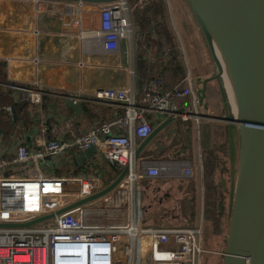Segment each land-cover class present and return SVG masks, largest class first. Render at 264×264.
Wrapping results in <instances>:
<instances>
[{"label": "built area", "instance_id": "1", "mask_svg": "<svg viewBox=\"0 0 264 264\" xmlns=\"http://www.w3.org/2000/svg\"><path fill=\"white\" fill-rule=\"evenodd\" d=\"M34 8L39 15L56 16L61 34L90 33L109 53L121 51L122 41L133 34L127 0H35ZM24 95L41 107L46 96L56 94L25 88ZM63 98L123 106L125 115L97 124L80 136L36 139L35 149L24 141L17 146L12 162L0 160V223H26L54 213L52 218L29 226H0V264H202L203 218L197 226L147 224L135 207L137 188L149 177L184 178L187 195L200 194L204 202L205 185L202 181L196 186L191 159L169 161L162 167L161 161L150 160L158 158V152L150 158L135 157L136 149L153 132L160 115L164 121L173 118L174 123L195 121L197 125L211 118L200 113L191 78L170 88L163 78L149 79L139 94L134 88L119 86L98 88L93 93L79 89ZM12 110L9 106L6 112L12 114ZM181 136L174 143L182 150L185 145L181 142L187 140L185 134ZM93 147L107 164V172L93 167L75 175L43 171L44 167L60 168L68 149L84 151ZM169 147L167 142L164 149ZM11 165L17 170L6 172ZM127 165L128 172L113 188L95 196L107 187L105 175L112 167L116 166L117 171L111 184ZM8 182L35 186V210H8L4 206ZM45 222L52 223L40 226ZM142 238H146V245L143 243L140 251Z\"/></svg>", "mask_w": 264, "mask_h": 264}, {"label": "crops", "instance_id": "2", "mask_svg": "<svg viewBox=\"0 0 264 264\" xmlns=\"http://www.w3.org/2000/svg\"><path fill=\"white\" fill-rule=\"evenodd\" d=\"M34 1L0 0V92L5 93V96L0 98V127L5 129L3 133H0V160L10 162L15 159L17 146L24 141L30 148L35 149L36 139H48L60 135L65 138L80 136L97 124L114 121L125 115L123 106L95 101H83L84 111L77 115L74 110L66 105L68 100L63 98L64 94H75L79 89L93 93L98 88L119 86L134 88L135 92L139 94L146 81L139 85V77L136 73L134 28L132 36L122 41L121 51L109 53L103 50L90 33L74 36L61 34L59 19L56 16L37 14ZM165 2L169 20L170 15L172 16L171 27L178 41V48L182 55L181 60L185 66L186 76L184 80L187 77L191 78L194 93L198 99V109L203 116L213 118L216 111L223 113L221 120L224 123L222 125L223 129L228 128L230 130L229 146L233 158V144H239L238 129L232 128L229 125L230 122L225 118L228 116L230 106L224 105L223 99L220 97L221 93L224 94V90L222 88L220 90L219 78L214 76L216 71L212 61L206 56L205 51L201 50L202 46L198 41L195 44L196 53H192L195 52V45L191 46V44L197 38V31L194 33L195 26H193L196 19L186 0H165ZM129 14L131 18V12ZM131 21H133L132 18ZM150 29L151 32H154L152 26ZM198 48L200 53L197 51ZM25 88L46 89L56 95L46 96L43 106L38 107L26 99ZM188 100H192V95L188 96ZM22 103H26V107L18 110L16 106ZM9 106H15L14 108L19 115L13 126H10L6 112ZM86 106L92 110L90 114L85 112ZM57 110L59 111L56 112ZM57 118L63 119L59 122ZM213 119L215 120V118ZM163 121L157 120L156 126ZM201 123L208 122L202 121ZM201 123L199 125H196L195 122H172L168 124L167 127L170 128L171 126L172 129L170 130L175 132L174 137L166 141L158 140V137H155L151 142L152 153L145 154L143 150L139 157L150 158L151 155L158 152V158L150 160L161 161L162 167L166 166L169 161L183 159H191L195 166L188 153L191 147V137L194 136L193 132L197 134L199 131L198 136L200 141L202 140ZM234 129L235 133H233ZM183 134H185L187 141L181 142L182 145H185V148L181 150L179 144L174 143V141L177 138L182 139L181 135ZM167 142L171 148L164 149ZM206 148L201 143L199 144V157L202 161V167H199L200 184L202 181L204 182L202 158L203 150ZM89 150L92 156L86 161L84 159L88 157L86 152ZM64 159L65 162L60 168L44 167L43 171L48 174L75 175L89 171L90 167H97L95 168L97 171L107 169V164L101 159L94 147L84 151L68 149ZM114 168L117 169L116 166L112 167V169ZM16 170V165L8 166L5 169L6 172ZM170 179L166 180L167 182L161 187L163 190L165 188L167 194L165 201L158 205L144 204L141 189L145 181L154 183L160 181L161 177L145 178L137 188L135 207L140 216L144 215L147 224L165 223L188 226L183 224L177 204L188 201V204L192 205L195 196H189L185 193V196L177 199L178 202L174 201V196L182 191L184 185L182 180H178L179 177H170ZM177 180L178 183H172V181ZM175 185H177L176 188ZM159 190L160 187L156 189V192ZM3 197V204L8 210L24 208L22 210L28 211L35 210L38 193L34 185L24 186V182H8ZM201 203L204 202L200 196V208ZM145 242L146 238H142L140 251L144 249L143 243L145 244Z\"/></svg>", "mask_w": 264, "mask_h": 264}, {"label": "water", "instance_id": "3", "mask_svg": "<svg viewBox=\"0 0 264 264\" xmlns=\"http://www.w3.org/2000/svg\"><path fill=\"white\" fill-rule=\"evenodd\" d=\"M186 1L210 41L218 66L214 76H222L201 0ZM209 3L218 20L215 31L222 40V35L225 37L234 56L236 81L234 77L233 81L239 103L234 115L225 116L229 125L238 129L239 152L223 264H264V0H209ZM224 47L225 44L227 56ZM66 105L77 115L84 111L81 101L69 99ZM7 116L10 126L19 118L14 107ZM172 120L169 118L154 128L136 149V158ZM128 170L127 165L115 182L95 196L113 188ZM53 216L51 213L26 223H0V226H29Z\"/></svg>", "mask_w": 264, "mask_h": 264}, {"label": "trees", "instance_id": "4", "mask_svg": "<svg viewBox=\"0 0 264 264\" xmlns=\"http://www.w3.org/2000/svg\"><path fill=\"white\" fill-rule=\"evenodd\" d=\"M128 2L133 9L131 18L137 30L134 39L139 85L145 80L159 77L165 80L167 88L182 83L186 76L185 66L170 24L165 0H129ZM151 26L154 32H151ZM0 95V98H3L5 93L0 92ZM16 107L20 110L26 107V103ZM85 112L90 114L92 110L86 106ZM229 133L230 130L224 128L223 144L203 150L205 231H208L211 226L214 235H225L229 227L226 203L232 191L230 185L235 182L238 163L236 143L232 148L233 158L231 155Z\"/></svg>", "mask_w": 264, "mask_h": 264}, {"label": "rangeland", "instance_id": "5", "mask_svg": "<svg viewBox=\"0 0 264 264\" xmlns=\"http://www.w3.org/2000/svg\"><path fill=\"white\" fill-rule=\"evenodd\" d=\"M131 9V13H132V7H130ZM170 22H172V16L170 15ZM171 24V23H170ZM193 26H195L194 28V33L197 31V38L194 40L195 42H193L191 44V46H194L196 44V41H198L202 48L201 50L205 51L206 56L212 61V64L214 66V70L217 71L218 66H216V61L214 58V54L211 51V46H210V41L208 40V38L206 37V34L204 32V29L201 25V23H199L198 21L195 22V24H193ZM133 28H134V35H135V31L136 30V25L133 23ZM135 37V36H134ZM179 40V39H178ZM181 41V40H180ZM182 42V41H181ZM190 43V42H188ZM186 43V44H188ZM181 44V43H180ZM198 53H200L199 48L197 49ZM193 54L196 53V45H195V52H192ZM124 78H126V76H124ZM218 80H219V84H220V90L221 88L224 90V94L221 93L220 97L221 99H223V104L224 105H229L230 106V110L228 115H234L235 111L233 110L228 96H227V91L226 88L224 86V81L221 75H218ZM189 102H191L190 100H188ZM206 104V103H204ZM59 110H57L56 112H58ZM222 114L220 111H216V113L213 115V118H215V120L211 117L208 119H204L205 122L208 123H201L202 125V140L200 141L198 133L196 134V132H193L194 136L191 137V147L189 149V153L188 156H190V158L193 159L194 161V172H195V177H194V182L196 184V186H199V182H200V178H199V167L201 168L200 165V157H199V144L201 143L203 147H207V148H211L213 145L217 144H223V137H224V129H223V121L221 120L222 118ZM164 118L163 115H160V117L157 120L162 121ZM217 118V119H216ZM220 119V120H219ZM227 120V119H226ZM191 122H195V121H190ZM228 122V121H227ZM225 122V123H227ZM196 123V122H195ZM197 125V123H196ZM200 125V128H201ZM155 126V125H154ZM175 132L173 130H170L169 127L164 128L158 137V140L161 141H166L171 139L172 137H174ZM238 134V133H237ZM239 137V136H238ZM93 151H95L94 149H91ZM153 148H152V143H150L144 150L145 154H149L152 153ZM238 152H239V144H237V162H238ZM86 154L88 155V157H86L84 160H88V158H90L92 156L91 151H87ZM166 156V155H165ZM170 157H172V155H170ZM184 157V156H182ZM226 157V156H225ZM227 159V157H226ZM97 168V167H95ZM100 168V167H99ZM100 171H104L107 172L106 170H102L99 169ZM117 171V169H113V170H109L108 172H111L109 175H105V186H109L111 184V179L114 176V173ZM166 180H171L170 177H161V180L158 182H150V181H145L143 186H142V197L144 198V204H160L161 202H164L166 199V194L167 191L161 189V187L164 186L165 182H167ZM178 180H182L183 182V189L181 192L176 193V196H174L173 200L178 202L177 199L180 198L181 196H185L187 192H185L186 189V181L184 178L179 177ZM177 181H172V183H178ZM204 180V179H203ZM179 181V182H180ZM232 188V191H230L229 193V201L227 200L226 203V210L228 211V216H230V212H231V208H232V194H233V188H234V183L232 185H230ZM160 187L159 192H156V189ZM177 187V185H175V188ZM173 192H175L174 190H172ZM172 194V193H171ZM170 194V195H171ZM186 198V197H184ZM205 202V201H204ZM141 203V202H140ZM139 205V204H138ZM177 208L181 214L182 217V221L184 225H188V226H197L201 219L203 218V228H204V234H203V247L205 249V252L203 253L202 256V264H223L224 262V253L226 250V239H227V234H221V235H214L213 231L211 229V226L209 228L208 231L206 230V222L204 221V213H205V204L203 205V203H201V208H200V194L196 195L193 198V204H188V201L183 202V203H179L177 204ZM201 211V212H200ZM52 222H45L44 224H41L40 226H45L48 224H51ZM228 232V230H227Z\"/></svg>", "mask_w": 264, "mask_h": 264}, {"label": "bare ground", "instance_id": "6", "mask_svg": "<svg viewBox=\"0 0 264 264\" xmlns=\"http://www.w3.org/2000/svg\"><path fill=\"white\" fill-rule=\"evenodd\" d=\"M205 2L206 0H201L200 4L206 16V23L209 27L212 47L219 62L220 69L222 71V77L228 94V99L230 100L233 109L236 112L239 110V103H238V93L234 88V81H233V77L235 78L236 81V77L234 75L235 74L234 56L225 37L222 35L224 39L222 40L219 37L218 33L215 31L217 30V24H218L217 16L215 12L212 10L209 0H207L206 2L207 4ZM224 44H225L224 48L227 50L228 53L227 56L223 49ZM29 185L31 184L24 182V186H29Z\"/></svg>", "mask_w": 264, "mask_h": 264}]
</instances>
